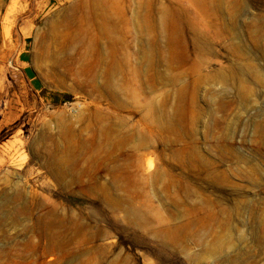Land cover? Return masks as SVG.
I'll return each mask as SVG.
<instances>
[{"label":"rangeland","instance_id":"1","mask_svg":"<svg viewBox=\"0 0 264 264\" xmlns=\"http://www.w3.org/2000/svg\"><path fill=\"white\" fill-rule=\"evenodd\" d=\"M0 264H264V0H0Z\"/></svg>","mask_w":264,"mask_h":264}]
</instances>
